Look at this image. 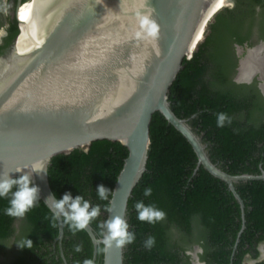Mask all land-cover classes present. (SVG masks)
<instances>
[{
  "label": "trees",
  "instance_id": "trees-1",
  "mask_svg": "<svg viewBox=\"0 0 264 264\" xmlns=\"http://www.w3.org/2000/svg\"><path fill=\"white\" fill-rule=\"evenodd\" d=\"M4 16L0 0V19ZM6 19L8 35L0 44V55L17 33L16 18ZM2 23L0 20V26ZM258 40H264V0H234L233 5L224 6L208 22L204 39L185 61L169 94L172 109L188 119L207 144L210 159L233 175L264 170V99L254 84L232 79L238 66L234 44L251 46ZM219 112L226 113L231 123L217 127ZM127 154L121 143L102 140L92 143L88 151L76 149L51 160L49 182L58 199L71 192L73 197L82 195L91 205L100 206V214L89 224L97 237H102L99 225L107 219ZM197 162L184 135L162 113H154L146 171L128 203L127 223L135 240L124 246V264H192L187 251L195 244L203 248L200 258L205 264H244L247 255L259 256L258 246L264 242V180L235 183L246 218V227L238 236L242 228L239 201L225 181L202 165L197 169ZM99 185L110 190L108 200L99 199ZM147 187L152 188L150 196L144 195ZM140 200L162 209L164 219L139 221L134 204ZM6 206L7 198L0 199V264H83L85 259L103 264V246L97 247L95 257L86 229L73 232L63 222V237L58 240L59 222L53 220L41 197L22 218L5 215ZM150 236L155 237L151 249L144 246ZM26 237L33 241L32 247H18L16 242ZM77 245L81 246L79 252L75 251Z\"/></svg>",
  "mask_w": 264,
  "mask_h": 264
},
{
  "label": "water",
  "instance_id": "water-1",
  "mask_svg": "<svg viewBox=\"0 0 264 264\" xmlns=\"http://www.w3.org/2000/svg\"><path fill=\"white\" fill-rule=\"evenodd\" d=\"M214 1L147 0L158 35L146 40L135 36L140 0H36L20 30L16 18L17 33L0 55V173L15 178L22 174L16 169L31 171L34 162L42 163L44 172L33 173V183L44 201L53 193L49 166L54 156L88 151L96 141L119 142L128 154L107 219L127 221L129 198L146 171L153 115L160 112L192 145L197 169L202 165L225 181L239 201L240 236L246 227L245 203L235 183L264 180V170L233 175L219 167L169 100L185 61L201 42L197 33L210 21ZM259 45L264 51V42ZM236 81H242L238 75ZM58 222L61 240L62 217ZM86 230L96 257L97 247L105 248L102 237L90 225ZM103 264H124V247L113 244L104 250Z\"/></svg>",
  "mask_w": 264,
  "mask_h": 264
},
{
  "label": "clouds",
  "instance_id": "clouds-1",
  "mask_svg": "<svg viewBox=\"0 0 264 264\" xmlns=\"http://www.w3.org/2000/svg\"><path fill=\"white\" fill-rule=\"evenodd\" d=\"M17 10L14 15L15 18H17ZM135 20L137 28L135 32L136 37L146 40H154L157 37L158 25L152 18V9L148 7L147 0H140L139 10L135 12ZM226 122L231 123V118L226 113L219 112L216 114L217 127H224ZM15 171L22 174L13 178L9 173L6 175L0 173V199L7 198V206L3 209L5 215L22 218L35 206L37 200L40 199V189L33 183V173H43L44 165L34 162L31 166V171L28 170L27 166L18 168ZM96 191L100 200L109 199L110 190L104 185L97 186ZM151 193V187L144 189L145 196H150ZM49 201H51L50 204L48 203ZM44 202L48 204L53 220H59L63 217V222L69 224L73 232L85 230L91 220L96 218L101 211L99 205H91L82 195L73 197L71 192H65L62 198L59 199L55 193H51ZM134 208L137 213V219L142 222L156 223L164 219L166 215L162 209L157 208L154 204H145L142 200L135 202ZM108 210L110 211V209ZM99 227L102 230V242L105 246L101 251L106 250L113 244L117 247H124L135 240V233L129 231L127 221L120 216L108 218ZM32 244L33 241L28 237L16 242V245L20 248H31ZM154 244L155 237L153 236L148 237L144 241V246L149 249ZM75 251H81V246L77 245ZM83 264H94V261L92 259H85Z\"/></svg>",
  "mask_w": 264,
  "mask_h": 264
},
{
  "label": "flooded vegetation",
  "instance_id": "flooded-vegetation-1",
  "mask_svg": "<svg viewBox=\"0 0 264 264\" xmlns=\"http://www.w3.org/2000/svg\"><path fill=\"white\" fill-rule=\"evenodd\" d=\"M19 1L21 2V4L23 3L21 0H18L17 3H15L14 0H7V3L5 2V0H2L3 7H4V15L5 16L0 19V20L3 21L2 25L0 26V44L3 43V38L8 35V30L7 29L9 27V21L6 19V17L7 16L13 17L16 14V9H17ZM5 10H8L9 14L6 13ZM18 13H19V9H18ZM17 16H18L17 19L19 20V14ZM20 26H21V23H20ZM262 41L264 42V40H258L255 45H251V46H249L247 44H244V45H240V44H237V43L234 44L235 53H236V56L238 57V66H239V60L240 59H241V63H240V66H239V70H238V66H237L236 72H235V74H234L232 79H233V81H235L236 83H239V84H247V85L254 84L256 86V88L260 91V93H261V95H262V97L264 99V95H263V93L261 91V88H260V86L262 84H263L262 87L264 88V79H261L262 76H261L260 72H258V71L254 72V74H253L254 76L253 77L251 76L252 78L250 77L251 78L250 82H246L245 81L247 78L246 79L240 78V73H241V67L243 65V60H247L248 61V58H251L250 57L251 56L250 52H252L253 49H255L257 47H260L259 43L262 42ZM7 48H6V50H7ZM260 52H261V56L263 57L264 51L261 50ZM254 56L255 55L252 54V58H251L252 61H253V57ZM237 75H238V78L241 79L242 81H236V76ZM197 247L199 249H197ZM258 250L260 252L259 256L257 258H251L249 255H247V257H246V259L244 261V264L249 259L255 261V264H258V263L264 261V242L259 244ZM203 251H204L203 248L200 245H198V244H195L192 247L191 250L187 251V254H189L191 256L192 264H205V261L201 260V258H200V255L203 253ZM194 254H196L197 258L194 256Z\"/></svg>",
  "mask_w": 264,
  "mask_h": 264
},
{
  "label": "bare ground",
  "instance_id": "bare-ground-1",
  "mask_svg": "<svg viewBox=\"0 0 264 264\" xmlns=\"http://www.w3.org/2000/svg\"><path fill=\"white\" fill-rule=\"evenodd\" d=\"M35 2H36V0H28L27 3L21 5V7L19 8V13H18L19 14V21L22 24H24L29 13L33 9ZM227 4H228V0H216V1H214L213 5L210 7V9L207 13V16H210L209 19H211L220 9H222ZM206 26H207V24L203 27L201 26L200 29L198 30L197 40L199 42L204 38ZM20 28H21V26H20ZM261 50H262V48L260 46V47L253 49V51L250 52L251 58H252V54L255 55L253 57V61L251 60V58H248V61L243 60L240 78H242V79L247 78L248 79L254 74V72H257V71L261 73V76H262L261 78L264 77V55H263V57L261 56V52H260Z\"/></svg>",
  "mask_w": 264,
  "mask_h": 264
},
{
  "label": "rangeland",
  "instance_id": "rangeland-1",
  "mask_svg": "<svg viewBox=\"0 0 264 264\" xmlns=\"http://www.w3.org/2000/svg\"><path fill=\"white\" fill-rule=\"evenodd\" d=\"M5 2L7 3V0H5ZM229 3H230V4H229ZM227 5L230 6V5H231V2L228 1V4H227ZM227 5H225V6H227ZM6 8H7V7H6ZM5 12L9 14V11H8V10H5ZM10 14H11V13H10ZM213 17H214V16H213ZM213 17L210 19V21L213 20ZM255 44H256V43H255ZM255 44H253V45H255ZM245 264H255V261L249 259Z\"/></svg>",
  "mask_w": 264,
  "mask_h": 264
},
{
  "label": "built area",
  "instance_id": "built-area-1",
  "mask_svg": "<svg viewBox=\"0 0 264 264\" xmlns=\"http://www.w3.org/2000/svg\"><path fill=\"white\" fill-rule=\"evenodd\" d=\"M25 3H27V1H26V2H24L23 4H25ZM23 4H22V5H23ZM19 8H20V7H19ZM19 8H18V9H19ZM17 15H18V10H17ZM17 17H18V16H17Z\"/></svg>",
  "mask_w": 264,
  "mask_h": 264
}]
</instances>
